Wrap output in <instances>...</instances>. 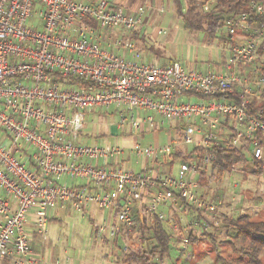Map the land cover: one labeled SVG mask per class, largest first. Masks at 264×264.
I'll return each mask as SVG.
<instances>
[{
  "label": "built area",
  "instance_id": "1",
  "mask_svg": "<svg viewBox=\"0 0 264 264\" xmlns=\"http://www.w3.org/2000/svg\"><path fill=\"white\" fill-rule=\"evenodd\" d=\"M252 6L264 11L263 2ZM143 12L128 13L113 0H0V129L4 131L0 135V264H42L27 231L29 212L35 207L37 230L46 235L50 210L58 201H71L78 209L95 203L115 211L116 222L108 217L93 222L96 235L104 238L107 233L113 242L122 234V226L133 228L138 223L137 217L143 221L148 215L153 224L157 216L165 219L160 206L166 202L180 211L186 202L197 209L217 210L222 199L215 202L202 195L195 174L213 162L210 146L219 138L264 166V107L252 110L253 87L248 83L251 69L264 87V71L256 64V37L264 30L241 39L238 30L250 31L249 13L231 19L229 58L208 70L186 68L180 60L142 61L129 37L112 44L124 46L132 56L104 45L107 30H135ZM86 18L96 20L99 27ZM235 90L238 100L209 98ZM190 94L208 97L185 100ZM112 105L123 107L119 127L128 122L136 129L144 123L159 125L153 113L132 112L129 117L125 109L155 111L184 121L182 140L147 146L137 142L132 151L170 156L182 142L197 143L204 148L203 161H181L177 173L127 169L120 164L125 146L79 141L88 113ZM228 121L235 126L229 128L230 137L220 135ZM243 166L238 163L235 169ZM64 177L86 182L67 183ZM128 248L124 237L123 253ZM55 264L64 263L58 259Z\"/></svg>",
  "mask_w": 264,
  "mask_h": 264
},
{
  "label": "rangeland",
  "instance_id": "2",
  "mask_svg": "<svg viewBox=\"0 0 264 264\" xmlns=\"http://www.w3.org/2000/svg\"><path fill=\"white\" fill-rule=\"evenodd\" d=\"M134 1L129 5L130 8L143 5L145 9L141 28L142 33L146 35L148 40L153 41L159 53L157 56H151V59L155 62L162 63L164 60L174 59L180 60L186 68L207 70L209 68H217V61H220L228 53L229 46H231L228 28L224 30L226 35L224 38H210L206 30L190 32L184 26L183 20L179 18L176 12L173 0H136L135 3ZM202 1L206 2L207 8L211 7L212 0ZM160 28L166 29L167 32L159 33ZM240 30L238 35H243L241 39H245L246 35L251 36L249 30H247L248 32L243 31L242 28ZM256 38L258 43H261L263 35ZM258 57L259 62L257 61L256 64L262 70L264 55ZM250 70L248 83L253 87L252 96L259 95L260 98L257 100L262 101L264 100L262 98L264 97L262 95L264 87L258 82L256 73ZM184 99L200 100L201 98L196 94H192L185 95ZM121 109L123 107L119 105H112L108 108H95L89 112L87 115L89 124L83 132V139L86 140V143L94 145L121 144L127 148L124 156L130 159V148L136 142L147 146L168 143L173 138L183 139L184 121L179 118L164 116L155 111L143 112L140 109H133L132 111L125 109L126 111L124 110L123 112L129 117L132 112L138 114V116H146L148 113H153L155 120L159 124L164 120V123L157 127H151L144 123L141 129H136L128 122L119 128L117 124L121 121ZM3 132L0 129V135ZM229 132L230 129L227 124H223L220 135L227 136ZM194 144L182 142L179 149L182 148L186 151L187 148H193ZM135 160L136 156L132 153L131 159L126 161L124 166H132L140 170L141 164H137ZM171 161L168 157L165 158L162 164L158 166V169L170 172L171 166H173V172L177 173L181 161ZM203 169L207 171V174L203 183L199 186V192L215 202L222 199L220 215L217 217L219 222H216L218 225H215L214 220H210L211 225H209H214L216 228L212 232L217 242L215 245H211V243L201 239L195 245L196 254L192 253V245L190 248L189 241L187 242L188 247L186 246L185 248L188 252H180L173 245L171 257L166 258L167 264H214V256L219 254L228 255V253L233 252L231 246L221 242L227 235L224 228L227 220L224 217L226 213H230L228 207L234 201H239L238 198H244L245 202L238 203L235 207L237 209L245 207V212H256L257 208L264 204V173L259 176L249 173L241 176L239 171H234L219 179L216 176V169H213L211 163H208ZM234 183H238L236 188H234ZM242 188L249 190L248 197L242 192ZM234 196L237 199H234ZM34 208L29 212V218L32 220L34 219ZM108 211L96 205L78 209L70 201H58L50 210L49 219H51L48 223V233L46 235L38 234V232L35 235V231L32 228L29 229L30 233H32L30 238L34 253L40 257L42 264H55L58 259L64 264H127L124 253L121 251L123 240L119 238L117 240L118 245L115 246L116 242L113 244V239L108 236L101 238L94 231L93 218L91 216H95L98 219L109 217ZM254 218L264 219V211L254 216ZM176 222H179V224L176 223L173 226L175 234L185 231L184 227L191 230L198 228L197 225H199L194 216L184 220L182 218L177 220L176 218ZM209 226H206V229H210ZM127 230H129L128 227H126L125 231ZM122 235H124L128 245L136 238L131 234L126 237V233L123 234V232ZM208 251H211L212 253L210 254L212 255ZM195 255L196 257H194ZM191 257H194V259H191ZM261 258L262 264H264V251ZM217 264L222 263L218 262Z\"/></svg>",
  "mask_w": 264,
  "mask_h": 264
},
{
  "label": "trees",
  "instance_id": "3",
  "mask_svg": "<svg viewBox=\"0 0 264 264\" xmlns=\"http://www.w3.org/2000/svg\"><path fill=\"white\" fill-rule=\"evenodd\" d=\"M173 2L179 18L183 20L184 26L190 32L206 30L210 38H224L226 36L224 30L228 28L229 21L244 13H249L247 22L251 34L257 29L264 30V11L259 12L252 6L254 3H264V0H212L211 7L209 8L206 7V2L202 0H173ZM85 21L96 28L99 27L96 20L86 18ZM240 31L238 30V32ZM229 38L232 42L233 40L230 35ZM260 42L258 43L257 51L258 56L261 57L264 55V35L263 40ZM257 61L259 62V57ZM261 69L264 71V66H261ZM262 95L264 96V89ZM198 96L202 98L208 97L203 94H199ZM230 97L238 100V90H235L234 93L229 95L216 94L209 98L229 99ZM258 107H264V100L260 101L255 96H252V110ZM183 126L185 127V124ZM229 128L233 130L235 126L229 123ZM231 135L232 132H229L228 136L230 137ZM210 150L214 156L211 164L213 169H216V176L219 179L224 178L228 172L235 170V165L238 163H244L245 167L243 171L245 170L254 176H259L264 173V166L261 161H253L248 152L237 149L228 143L227 140L219 138L212 143ZM203 155L204 148L195 143L189 151L178 148L177 151L168 157L172 158L171 162L178 158L184 161H190L194 158L201 163L203 161ZM198 171L200 185L206 178L207 171L203 168H199ZM202 195L204 194L202 193ZM185 206L195 208L187 202ZM137 218L138 223L133 228H129L127 232L131 235L139 233L140 238L133 239L128 251L124 253L126 263L167 264L166 258L171 257L174 244L173 231L170 228L169 221L160 219L157 216L155 224L152 225L148 215H146L143 221L139 217ZM224 218L227 220L224 224L227 235L221 242L231 246L233 252L228 253V255L219 254L217 256V263L262 264L261 256L264 251V219H256L250 213L241 214L239 212L230 215L225 214ZM191 240H194L192 236Z\"/></svg>",
  "mask_w": 264,
  "mask_h": 264
},
{
  "label": "crops",
  "instance_id": "4",
  "mask_svg": "<svg viewBox=\"0 0 264 264\" xmlns=\"http://www.w3.org/2000/svg\"><path fill=\"white\" fill-rule=\"evenodd\" d=\"M85 1H88V2H97L98 0H85ZM113 1L116 2L118 5L122 6L123 9L126 12H128V13L136 14V12L138 10H140V9H143V11L145 12V9H144L143 5H139V6L134 7V8H130L129 7V5L134 0H113ZM135 1H134V3H135ZM144 12H143V15H142V21H141V23L143 22ZM141 23L138 25V27L135 30H132V31H126V30H123L121 28H113V29L107 30L106 37H105V39L103 41L104 42V45H106L108 47H111V48L113 47L114 49L117 50V52H119L121 54H124V55H127V56H132L133 54L128 49H126L124 46H120V47L118 46V47H116L114 44H112V42H114L119 37H122L124 39L127 38V37H129V38H131L132 41H134L136 50L140 52V60H142V61H154V60L151 59V56H157L159 53H158L157 49L155 48V44L153 43V41L148 40V38L146 37V35L144 33H142ZM230 52L231 51H230V46H229L228 53L226 55H224L223 58L220 61H217V68L221 67V65H223L228 60L229 55H230ZM173 60L174 59L164 60L160 64L169 63V62H171ZM217 68H209V69H217ZM141 111H143V110H141ZM146 111H148V110H146ZM146 111H143V112H146ZM149 114L150 113H148L147 115H149ZM136 115L138 116V114H136ZM229 123H230V121L227 123V127L228 128H229ZM88 124L89 123L87 121L86 127L88 126ZM198 135H199V133H198ZM79 141L86 142V140L83 139V133L81 134V136L79 138ZM134 144H132V146ZM186 151H189V149L187 148ZM130 152H131V154L132 153L135 154V156H136L135 162L137 164H141V169L140 170H156V169H158V166H160V164H162V162L165 160V158L168 157V156L167 157L166 156L149 157V156H146V155H143V154L142 155H139L136 152L132 151L131 149H130ZM131 154H130V159H131ZM168 158L172 160L171 157H168ZM130 159H129V157H126V156L121 157L120 158V164L124 168L138 170V169H136V168H134L132 166H124V164L126 163V161H128ZM176 160L184 161L183 159H180V158H178ZM173 161H175V160H173ZM244 167H245V165L243 167L236 168L232 172L239 171V173L241 174V176H245L247 174V172L245 170L243 171ZM170 172H173V166H171ZM228 173H231V172H228ZM195 177H196L197 180H199V174H198V172L195 174ZM62 180L64 182L74 183V184L75 183L76 184H83V183L86 182V180H84V179H80V178L73 179L71 177H64ZM78 180H80V181H78ZM237 185H238V183H234V188H236ZM242 192H244V194L246 195V197H248L247 196L249 194V190L248 189L246 190V189L242 188ZM234 199H237V197L234 196ZM238 199H239V201H234L233 204L228 207V210H229L230 213H226L227 215H230V214H233V213L235 214L236 212H239L241 214L250 213L252 216H257V215L263 213V211H264V204L261 205L259 208H257V211L256 212H253V213L252 212H245V207H241L240 209L239 208L237 209V207H235V205L238 204V203L241 204L244 201V198H241V199L238 198ZM91 205H96V204L95 203H90V204H88L86 206H91ZM96 206L98 207V205H96ZM189 209H191V210L189 211ZM160 210L161 211H164L167 214L165 220H168L169 221L168 223L170 225V228L173 231V242H174L173 245L175 247H177V249L180 252H184V251L188 252L185 249L186 246L188 247V244L186 242V239H188V241L190 242L189 243L190 244L189 245L190 248H191V245H192L191 251H192L193 254H196L195 245L198 242H200L201 239H204L206 242L211 243V245H215L216 244L217 241L215 240V237H214L213 232H212V230H215L216 228H215L214 225H212V226H209V225H211L210 224L211 223L210 220H212V221L214 220L215 221L214 223L219 222V221H217V217L220 215V210H221L220 207L217 210L212 211V210H199V209L197 210L196 208H190L189 206H186L185 207V210L180 211L171 202H166V203H163L160 206ZM108 212H109V217L108 218H110V220H112V222H116L117 221V216H116L115 211L109 210ZM192 216H194L196 218L197 223L199 224V225H197L198 228L191 229V230L189 229L188 230L187 227H184L185 228V231H183L180 234H175L174 229H173V226H175L176 223L179 224V222H176V218H177V220L179 218H182L184 220L186 218L187 219L192 218ZM91 217L93 218L92 222H94L95 219H98L95 216H91ZM149 221L151 222L152 225L155 224V223L154 224L152 223V221L150 220V218H149ZM215 225L217 226L218 224L216 223ZM206 226H209L210 229H206ZM26 227H27V231L29 233V236H30V234H32V233H30V230H29L31 228L35 231V235L37 234V232H38V234L40 233L37 230V227H36V224H35V220L34 219L32 220V219L28 218L27 226ZM93 228H94V225H93ZM123 228H124V230H123ZM125 229H126V227H124V226L121 227V231L123 232V234L126 233L125 236L128 237L130 234L127 231H125ZM225 230H226V228H225ZM186 232H188V233H186ZM40 234H42V233H40ZM106 236H107V233H106ZM134 236L136 237L135 239L140 238L139 237L140 236L139 233H135ZM191 236L194 238L193 241L191 240ZM119 238H121L122 240L124 239V237H123L122 234L117 235L116 238H115V241H114V242H116L115 246L118 245L117 240ZM114 242H113V244H114ZM208 252H209V254L212 253L211 251H208ZM210 255H212V254H210ZM217 256H214V264H217ZM194 257H196V255ZM194 257H191V259L192 258L194 259ZM189 261H191V260H189ZM222 264H224V263H222Z\"/></svg>",
  "mask_w": 264,
  "mask_h": 264
}]
</instances>
